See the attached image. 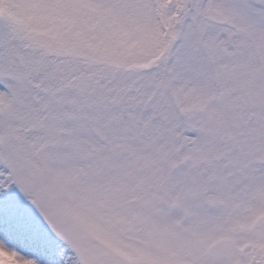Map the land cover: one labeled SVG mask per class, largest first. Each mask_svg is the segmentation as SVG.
Instances as JSON below:
<instances>
[{"label": "snow or ice", "instance_id": "6c2138e0", "mask_svg": "<svg viewBox=\"0 0 264 264\" xmlns=\"http://www.w3.org/2000/svg\"><path fill=\"white\" fill-rule=\"evenodd\" d=\"M0 264H264V0H0Z\"/></svg>", "mask_w": 264, "mask_h": 264}]
</instances>
